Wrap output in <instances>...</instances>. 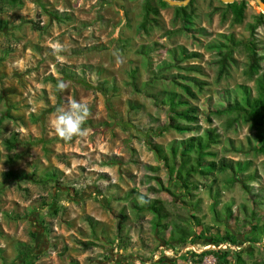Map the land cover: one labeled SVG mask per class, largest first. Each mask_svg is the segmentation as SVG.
I'll return each mask as SVG.
<instances>
[{
  "label": "rangeland",
  "instance_id": "374dc122",
  "mask_svg": "<svg viewBox=\"0 0 264 264\" xmlns=\"http://www.w3.org/2000/svg\"><path fill=\"white\" fill-rule=\"evenodd\" d=\"M151 1L154 5V0ZM142 2L24 0L21 8L7 10L0 16L9 24L6 31L0 30V56L5 57L0 65V264H20L16 243H31V233H37L36 237L47 233L50 241L47 249L39 250L41 258L35 259L33 264H72L76 260H80V264H158L164 258L187 264L175 254L173 247L167 249L160 241L161 238H170V230L156 235L153 216L145 212L137 217L129 209V201L124 200L134 191L147 194L151 199L167 201L170 218L177 220L175 207L167 193L148 192L150 187L157 185L149 178L160 177L166 183L167 175L165 170L152 172L151 169L161 165L146 148L145 133H159L166 125L167 115L165 109L156 107L140 90L145 84L150 94L173 89L166 77L158 78L155 74L159 66L168 61L170 49L183 46L190 52L202 53V59L191 60L183 66L198 65L205 72L206 77L202 78L209 87L199 93L192 104L202 112V128L209 127L205 121L206 107L216 103L218 91L253 85L243 75L248 60L245 45L252 39L247 26L262 11L256 1L245 0L243 21L234 22L231 14L227 20H222L220 13L210 16V0H198L197 18L190 31L178 33L181 24L174 19V7H169L161 10L160 27L150 30L147 35H139L136 28L143 19ZM218 5L213 2V6ZM56 14L65 19L55 20ZM67 16L70 19L67 20ZM23 20L35 22L42 30L37 31L29 24L22 25ZM219 34H231L244 46L235 52L238 65L231 70V76L216 84L217 70L213 64L216 54L206 47ZM57 40L64 46L58 56L50 48V44ZM254 43L264 56V26L257 29ZM152 48L154 52L149 53V57L138 54ZM73 52L81 54L73 55ZM59 65L71 67L80 74L84 71L92 84L106 81L109 87L115 85L117 93L111 98L112 111L108 110L107 99L100 93L70 81H65L67 88L64 92H58L57 83L50 79L58 81L61 78ZM172 73L177 71L173 70L168 76ZM227 97L228 93H224L223 99ZM70 98L87 103L91 115L85 124L88 135L65 143L56 136L51 122L55 114L53 109L67 106ZM8 113L15 119L9 118ZM220 125L221 121L215 120L212 126L218 127L223 135ZM14 133L20 144L10 151L4 143ZM248 135L250 130L245 126L236 134L223 135L222 138H230L238 147L246 144ZM187 137L189 135L168 131L154 136L153 141L167 146ZM220 148H216L219 157L252 160V169L259 170L262 175L253 192L263 196L264 210V173L260 171L264 156L247 152L224 154ZM9 170L27 174L36 172L42 177L47 172H54L61 184H41L40 179L22 183L7 181L4 174ZM214 190L221 194L218 211L232 204L233 217L237 214L241 219L239 208L248 198L241 187L236 184L227 187L220 181ZM52 193L59 194L60 200L59 203L53 202V207L48 206ZM196 194L202 201L198 213L202 224L213 229L212 235L218 231L225 235L226 228L215 221L213 200L207 187H199ZM60 206L62 208H58ZM124 210L128 216L123 231L130 246L127 250L121 249L115 241L109 243L118 234V214ZM88 215L101 223L96 233L98 240L85 222ZM181 215L185 216L184 213ZM229 226L236 235L241 232L235 226L234 218ZM239 239L243 240L242 237ZM204 245L205 242L198 241L186 247H194L199 254L206 249H217ZM243 246L250 250L247 243ZM239 248L234 246L232 249ZM253 249L250 250L253 257L244 255L247 263L264 262V241ZM204 264H215V260L208 257Z\"/></svg>",
  "mask_w": 264,
  "mask_h": 264
},
{
  "label": "trees",
  "instance_id": "16d2710c",
  "mask_svg": "<svg viewBox=\"0 0 264 264\" xmlns=\"http://www.w3.org/2000/svg\"><path fill=\"white\" fill-rule=\"evenodd\" d=\"M24 0H0V16H3L7 10L21 8ZM179 2L185 0H176ZM192 0L186 7H174L175 16L181 27L177 29L178 33L190 31L194 25L196 15V2ZM264 2V0H262ZM213 2H217L218 6H213ZM143 19L137 26L136 32L139 35H147L150 30L161 26V10L170 6L163 0H154V5L151 0H143L142 2ZM43 7V5L41 6ZM210 8L212 11L210 16L218 13L222 20H227L229 14L233 16V21H243L244 12L246 11L245 2H235L224 4L218 0H210ZM53 18L61 21V17L56 14ZM66 19H70L69 16ZM32 25L33 29L41 31L42 28L32 21L23 20L22 25ZM9 24L7 21L0 19V30L6 31ZM264 26V15H255L254 22L248 24L247 28L251 35L250 42L245 45L247 49L246 63L243 69V75L247 81L252 82V86L239 85L236 88L222 89L217 92V101L213 104H208L206 107L205 121L209 127L203 129L201 125V110L197 106H193L192 101L198 99V94L204 92L209 85L203 80L206 77L203 68L198 65L183 66V64L191 60L202 59V53L190 52L186 47H176L168 51V61L163 62L158 71L155 73L158 78H165L171 84L173 89H163L158 94H150L147 89V84L144 89H141L147 97H149L156 107L166 110L167 122L166 125L160 128L159 133H145V146L154 156L155 160L160 163V167L151 169L154 173H159L162 170L166 171L167 182L164 183L160 177H151L150 181L156 182V187H150L148 192L167 193L171 197V203L175 207L174 216L177 220L171 219V213L167 209V201L151 199L147 194L131 192L127 194L124 200L129 201V209L140 217L145 212L153 216L152 224L156 235L160 236L163 232L170 230V238L160 239L167 249H172L179 258L187 262V264H204L205 259L213 257L215 264H248L244 255L252 256L254 246L264 241V210L263 200L260 194H254V185L262 180V175L259 170H254L252 160H233L227 156L219 157V151L224 154L243 153L264 156V56L260 55L258 45L254 43L257 29ZM244 46L242 42L235 41L233 35L219 34L216 39L207 45L208 51L215 52L214 66L216 67V84H219L224 79L231 76V70L238 61L234 58L236 50ZM153 48L148 51H141L138 54L149 57V53H153ZM3 53V52H2ZM80 53V52H79ZM78 52H73V55H78ZM81 54V53H80ZM1 55V54H0ZM5 57L0 56V65ZM176 70L177 73L168 76V73ZM58 73L61 75L59 80L70 81L75 85H80L87 90H93L100 93L107 99V107L111 112V98L117 93L115 85L108 86L106 81L92 84L86 79V74L83 71L81 74L75 72L71 67L65 65L58 66ZM54 83L55 79H50ZM224 93H228V97L224 100ZM210 102V100H208ZM58 107V106H57ZM55 107L53 110L55 111ZM12 108V107H11ZM53 111V112H54ZM8 117H15L8 113ZM114 118V117H113ZM215 120L221 121L223 135L237 133L239 129L247 126L250 130V135L246 137V144H240L235 147L234 142L226 137L222 138V133L218 127H213ZM128 127V126H127ZM130 128V126L128 127ZM168 131H174L179 135H189V137L180 140L172 141L167 146L156 144L153 141L154 136L162 135ZM5 146L8 150L13 151L20 144L17 135L14 133L5 141ZM260 171L264 173V164ZM7 181L22 183L25 181H38L41 184L55 183L61 184L59 177L54 172H47L42 176L27 174L25 172L16 173L14 170H9L4 174ZM212 183H206V182ZM222 181L227 187L239 185L243 193L248 196L246 202L239 208L241 219L235 214L233 217V205H226L222 211H218L217 204L220 203V191L214 190V187ZM206 183V184H205ZM60 186V185H59ZM206 186L211 193L213 200V212L215 221L219 225L226 228L225 235L217 232L212 235L210 227H205L198 217L201 211L202 201L198 198L196 192L199 187ZM59 194L62 189L58 191ZM59 194L52 193V201L48 206L53 207V202H60ZM143 196L145 203H140L138 197ZM250 201V204H249ZM58 208H62L61 206ZM55 208V209H58ZM56 210L55 213H57ZM126 210L118 214V234L116 238L109 243L113 244L117 240L121 249L127 250L130 246L126 242L124 236V224L128 221ZM185 214L181 215V214ZM29 214H32L31 212ZM235 219V226L241 232L238 235L230 228V221ZM85 222L90 226L91 232L96 236L97 228L101 223L94 220L92 216H86ZM190 224V226H189ZM211 234V235H209ZM36 237L34 233L31 236ZM242 237L243 240L239 239ZM205 242L204 247L213 245L219 249L206 250L202 253L188 251L182 254L183 248L188 244L194 245L197 242ZM249 245L250 250L247 251L243 246ZM226 244V245H225ZM19 254L17 261L20 264H33L37 255L33 254L28 246L23 243H17ZM234 246L240 247L234 250ZM72 264H80L78 261H72ZM158 264H178L164 258ZM254 264H264V262H256Z\"/></svg>",
  "mask_w": 264,
  "mask_h": 264
},
{
  "label": "clouds",
  "instance_id": "9594fccd",
  "mask_svg": "<svg viewBox=\"0 0 264 264\" xmlns=\"http://www.w3.org/2000/svg\"><path fill=\"white\" fill-rule=\"evenodd\" d=\"M50 48L53 54L57 56L64 51V46L58 40L51 43ZM66 88L67 83L65 81H57L56 89L58 92H64ZM90 115L91 109L87 103L70 98L67 101V106L60 105L55 110L54 119L51 123L56 136L65 143L72 142L76 138L86 137L89 129L85 127V124ZM137 199L142 204L146 202L143 196H139ZM221 247H217V249Z\"/></svg>",
  "mask_w": 264,
  "mask_h": 264
},
{
  "label": "crops",
  "instance_id": "0c3cea01",
  "mask_svg": "<svg viewBox=\"0 0 264 264\" xmlns=\"http://www.w3.org/2000/svg\"><path fill=\"white\" fill-rule=\"evenodd\" d=\"M99 220V219H98ZM99 222V221H98ZM100 223V222H99ZM101 226V225H100ZM99 228V227H98ZM98 228H97V230H98ZM35 234V233H34ZM98 234V233H97ZM31 235H32V233H31ZM36 236H37V233L35 234ZM32 238V237H31ZM98 238H99V236H96V240H98ZM33 239V238H32ZM30 242L31 243H26V242H20V243H23V244H25L26 246H28L29 248H30V250L33 252V254H35V255H37V257H36V260L38 259V258H41V253H40V251H42L43 250V248L44 249H47V247L46 246H48V244H49V236L47 235V233H45V235L43 236V237H40V236H38V237H34V239L33 240H30ZM115 242H117L118 244H119V242L117 241V240H115ZM17 244V243H16ZM106 245H103V247H105ZM119 246H120V244H119ZM17 248H18V246H17ZM40 250V251H39ZM19 254V253H18ZM77 261V260H76ZM79 261V263H80V260H78ZM71 262V261H70ZM20 263H22V261L20 262Z\"/></svg>",
  "mask_w": 264,
  "mask_h": 264
},
{
  "label": "water",
  "instance_id": "95a60500",
  "mask_svg": "<svg viewBox=\"0 0 264 264\" xmlns=\"http://www.w3.org/2000/svg\"><path fill=\"white\" fill-rule=\"evenodd\" d=\"M163 1L166 2L170 7L181 8V7H186L190 3V1H192V0H185L182 2H179L176 0H163ZM218 1H221L224 4H230V3L233 4L235 2H242L245 0H218ZM254 1H256L258 8L261 9L262 14L264 15V2L262 0H254Z\"/></svg>",
  "mask_w": 264,
  "mask_h": 264
},
{
  "label": "built area",
  "instance_id": "2783aa9c",
  "mask_svg": "<svg viewBox=\"0 0 264 264\" xmlns=\"http://www.w3.org/2000/svg\"><path fill=\"white\" fill-rule=\"evenodd\" d=\"M211 248V247H210ZM215 248V247H214ZM206 250H208V249H206ZM205 250V251H206ZM183 251L186 253V252H188V251H193V252H196V253H198L197 252V250L194 248V247H189V248H183ZM203 251H201V253H202ZM207 260V259H206ZM190 264H192V263H190Z\"/></svg>",
  "mask_w": 264,
  "mask_h": 264
},
{
  "label": "bare ground",
  "instance_id": "6f19581e",
  "mask_svg": "<svg viewBox=\"0 0 264 264\" xmlns=\"http://www.w3.org/2000/svg\"><path fill=\"white\" fill-rule=\"evenodd\" d=\"M261 10V9H260Z\"/></svg>",
  "mask_w": 264,
  "mask_h": 264
}]
</instances>
